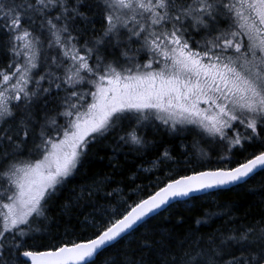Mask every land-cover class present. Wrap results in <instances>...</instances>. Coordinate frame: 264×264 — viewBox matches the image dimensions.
<instances>
[{"label":"snow or ice","instance_id":"6c2138e0","mask_svg":"<svg viewBox=\"0 0 264 264\" xmlns=\"http://www.w3.org/2000/svg\"><path fill=\"white\" fill-rule=\"evenodd\" d=\"M0 264H264V0H0Z\"/></svg>","mask_w":264,"mask_h":264},{"label":"trees","instance_id":"16d2710c","mask_svg":"<svg viewBox=\"0 0 264 264\" xmlns=\"http://www.w3.org/2000/svg\"><path fill=\"white\" fill-rule=\"evenodd\" d=\"M99 167H100V165L97 164L96 167L93 169V171L97 170ZM259 179L260 178L257 177V180H259ZM198 196L203 197V194L198 195ZM226 198L231 199L233 201H237L241 206L250 203L254 199L253 197L249 196L244 189H236V190L228 193ZM204 199H212V197H204ZM196 203L197 204L203 203V199L196 201ZM187 206L190 207L191 202ZM213 210H215V209H213ZM163 215L167 216V213H164Z\"/></svg>","mask_w":264,"mask_h":264},{"label":"water","instance_id":"95a60500","mask_svg":"<svg viewBox=\"0 0 264 264\" xmlns=\"http://www.w3.org/2000/svg\"><path fill=\"white\" fill-rule=\"evenodd\" d=\"M196 195L198 196V195H201V194L198 193V194H196Z\"/></svg>","mask_w":264,"mask_h":264}]
</instances>
